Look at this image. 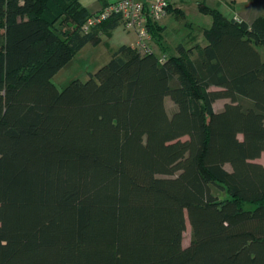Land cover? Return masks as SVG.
<instances>
[{"label":"trees","instance_id":"trees-1","mask_svg":"<svg viewBox=\"0 0 264 264\" xmlns=\"http://www.w3.org/2000/svg\"><path fill=\"white\" fill-rule=\"evenodd\" d=\"M198 10L203 43L159 53L147 18V50L58 88L121 14L0 0V264H264V15Z\"/></svg>","mask_w":264,"mask_h":264},{"label":"crops","instance_id":"crops-1","mask_svg":"<svg viewBox=\"0 0 264 264\" xmlns=\"http://www.w3.org/2000/svg\"><path fill=\"white\" fill-rule=\"evenodd\" d=\"M82 5L87 8L90 13L99 11L105 3L114 0H80ZM147 2L148 0H143ZM198 1H204L205 5L210 8L219 10L223 15L228 18H238L246 23H250L255 17L264 15V0H186L183 2H175L170 5L164 18L158 22L162 26V39L160 43H155L151 40L150 44L157 52L164 51L173 52L177 43L182 42L185 44H193L195 42L203 43L202 30L204 27L210 25L211 17L209 14H203L198 10ZM184 14V24L181 23V19L177 18L175 13ZM127 30L122 25L117 26L107 35H103L101 42L105 40V46L108 54L111 56L113 50H115L120 44L134 45L136 41V32L133 35L131 42H124L125 37L119 34V30ZM129 32V30H127ZM89 43L85 44L72 58L88 48ZM99 46L92 45V48ZM93 56V54H92ZM92 58V57H91ZM71 60L66 64L68 65ZM65 65V66H66ZM63 66L62 68H64ZM61 68V69H62ZM60 69V70H61ZM59 70V71H60ZM58 71V72H59ZM88 71H86L87 73Z\"/></svg>","mask_w":264,"mask_h":264},{"label":"rangeland","instance_id":"rangeland-1","mask_svg":"<svg viewBox=\"0 0 264 264\" xmlns=\"http://www.w3.org/2000/svg\"><path fill=\"white\" fill-rule=\"evenodd\" d=\"M177 18L181 19V23L184 24V14H178ZM119 34L125 37L124 42H131L133 40V35L135 34L133 30H119ZM106 41V40H105ZM105 41L98 44L96 48H92L91 44H88V48H84L81 52H79L75 58L71 60V62L62 68L59 72H57L52 81L58 88L64 87L70 80L73 78H80L81 80H85L87 78L86 71H96L100 66L105 64L109 59L110 55L107 52ZM93 54V56H92ZM92 57V58H91ZM228 101V99H219L213 103V107L215 110L222 108L223 103ZM170 100L169 97H166V108L169 113L173 110V105L175 104ZM256 161L264 163V152H262L261 156L256 159ZM227 167V165H226ZM212 193L215 194L219 199H223L226 197V192L223 188L219 186L212 185L211 186ZM248 205V204H247ZM190 237V227L187 223L186 229L183 232L182 245L186 246L189 243Z\"/></svg>","mask_w":264,"mask_h":264},{"label":"built area","instance_id":"built-area-1","mask_svg":"<svg viewBox=\"0 0 264 264\" xmlns=\"http://www.w3.org/2000/svg\"><path fill=\"white\" fill-rule=\"evenodd\" d=\"M183 1L186 0H148L146 3L143 0L110 1L87 19L85 27L106 18L112 12H118L123 19V28L136 32L135 45L147 50L150 36L146 26V19L159 22L166 15L169 5Z\"/></svg>","mask_w":264,"mask_h":264}]
</instances>
